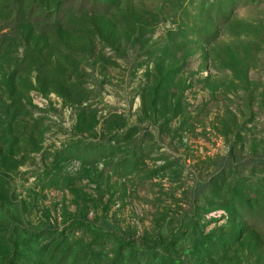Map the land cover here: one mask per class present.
Wrapping results in <instances>:
<instances>
[{
    "label": "rangeland",
    "instance_id": "rangeland-1",
    "mask_svg": "<svg viewBox=\"0 0 264 264\" xmlns=\"http://www.w3.org/2000/svg\"><path fill=\"white\" fill-rule=\"evenodd\" d=\"M0 264H264V0H0Z\"/></svg>",
    "mask_w": 264,
    "mask_h": 264
},
{
    "label": "trees",
    "instance_id": "trees-1",
    "mask_svg": "<svg viewBox=\"0 0 264 264\" xmlns=\"http://www.w3.org/2000/svg\"><path fill=\"white\" fill-rule=\"evenodd\" d=\"M94 238H95L96 241L103 240L104 239V234L102 232L94 233ZM120 244H121V246H124V247L125 246L131 247L133 245V242L131 240L130 241H126V240L120 239Z\"/></svg>",
    "mask_w": 264,
    "mask_h": 264
}]
</instances>
